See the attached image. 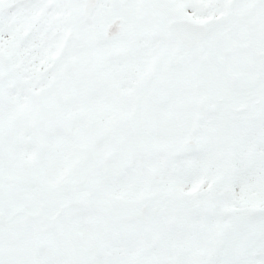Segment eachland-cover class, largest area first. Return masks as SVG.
Returning <instances> with one entry per match:
<instances>
[{
    "label": "snow or ice",
    "instance_id": "6c2138e0",
    "mask_svg": "<svg viewBox=\"0 0 264 264\" xmlns=\"http://www.w3.org/2000/svg\"><path fill=\"white\" fill-rule=\"evenodd\" d=\"M0 264H264V0H0Z\"/></svg>",
    "mask_w": 264,
    "mask_h": 264
}]
</instances>
